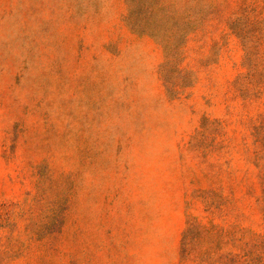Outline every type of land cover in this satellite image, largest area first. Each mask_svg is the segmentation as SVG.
<instances>
[{
    "label": "rangeland",
    "instance_id": "obj_1",
    "mask_svg": "<svg viewBox=\"0 0 264 264\" xmlns=\"http://www.w3.org/2000/svg\"><path fill=\"white\" fill-rule=\"evenodd\" d=\"M0 264H264V0H0Z\"/></svg>",
    "mask_w": 264,
    "mask_h": 264
}]
</instances>
